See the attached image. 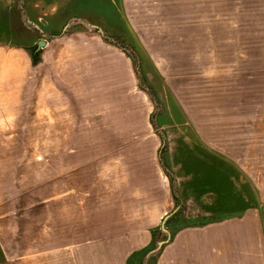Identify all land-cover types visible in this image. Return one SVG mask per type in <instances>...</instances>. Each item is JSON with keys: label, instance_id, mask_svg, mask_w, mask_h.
I'll return each mask as SVG.
<instances>
[{"label": "rangeland", "instance_id": "obj_1", "mask_svg": "<svg viewBox=\"0 0 264 264\" xmlns=\"http://www.w3.org/2000/svg\"><path fill=\"white\" fill-rule=\"evenodd\" d=\"M33 1L0 0L7 264H124L138 250L157 264L185 226L165 220L168 111L229 151L264 213V0H103L86 20L72 0H41L69 23L61 34L34 27Z\"/></svg>", "mask_w": 264, "mask_h": 264}, {"label": "crops", "instance_id": "obj_2", "mask_svg": "<svg viewBox=\"0 0 264 264\" xmlns=\"http://www.w3.org/2000/svg\"><path fill=\"white\" fill-rule=\"evenodd\" d=\"M72 1L83 10V20L91 15L97 19L103 13V0ZM39 2L41 0L33 1L25 11L34 27H47L46 32H64L69 23H63L55 9L50 14L40 12L44 6ZM81 32L83 29L74 33ZM10 59L11 63L17 61ZM167 118L168 123L162 128L176 129L173 149L170 148L172 153L166 163L176 178L177 196L175 201L173 195L175 210L168 219L174 217L173 223L182 219L186 225L178 230L172 228L173 240L160 249L157 264H264V213L244 170L234 162L229 151L215 141L208 139L206 144L211 148L205 146L190 128L189 121L176 120L170 111ZM223 133L224 136L229 133L230 137L231 123L225 126ZM200 218L211 219L202 225ZM1 239L0 236V264H7L9 257ZM134 252L126 257L124 264H150L153 259L152 250L142 258L139 255L131 258ZM21 261L20 264H24Z\"/></svg>", "mask_w": 264, "mask_h": 264}, {"label": "trees", "instance_id": "obj_3", "mask_svg": "<svg viewBox=\"0 0 264 264\" xmlns=\"http://www.w3.org/2000/svg\"><path fill=\"white\" fill-rule=\"evenodd\" d=\"M24 49H27V48H24ZM173 195H174V199H175V201L177 200V196H176V192H175V189H174V191H173ZM186 225V224H185ZM183 227H185V226H181V228H183ZM173 229H175V228H173ZM173 229H171L172 230V233H173V235L175 234V232H173ZM176 230H178V229H176ZM175 230V231H176ZM150 250H141V251H138V252H134L133 254H132V256H131V258H134L135 256H141V258L143 257V256H145L148 252H149ZM2 258V252H1V250H0V259Z\"/></svg>", "mask_w": 264, "mask_h": 264}, {"label": "water", "instance_id": "obj_4", "mask_svg": "<svg viewBox=\"0 0 264 264\" xmlns=\"http://www.w3.org/2000/svg\"><path fill=\"white\" fill-rule=\"evenodd\" d=\"M45 43L44 41L39 42V46H43ZM171 215L167 216L165 220H167ZM163 243H160L159 246H162Z\"/></svg>", "mask_w": 264, "mask_h": 264}]
</instances>
